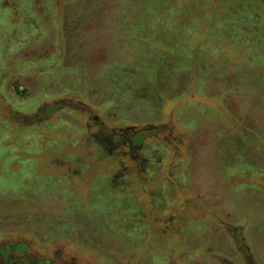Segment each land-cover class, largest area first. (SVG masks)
<instances>
[{
  "label": "rangeland",
  "instance_id": "1",
  "mask_svg": "<svg viewBox=\"0 0 264 264\" xmlns=\"http://www.w3.org/2000/svg\"><path fill=\"white\" fill-rule=\"evenodd\" d=\"M0 264H264V0H0Z\"/></svg>",
  "mask_w": 264,
  "mask_h": 264
},
{
  "label": "trees",
  "instance_id": "2",
  "mask_svg": "<svg viewBox=\"0 0 264 264\" xmlns=\"http://www.w3.org/2000/svg\"><path fill=\"white\" fill-rule=\"evenodd\" d=\"M228 9H229V7H228ZM230 10H231L233 13H235V10H236V9H235L234 7H231ZM232 18H233V17H232ZM235 19H236V18H235ZM235 19L233 18L232 21L234 22ZM241 20H242V19L238 20V22L241 21ZM230 23H231V22H230ZM221 25L223 26V24H221ZM224 27H225V26H224ZM220 30H221V26H220Z\"/></svg>",
  "mask_w": 264,
  "mask_h": 264
}]
</instances>
